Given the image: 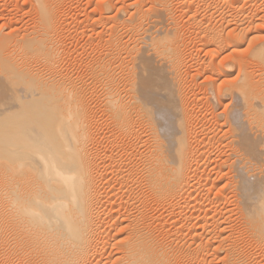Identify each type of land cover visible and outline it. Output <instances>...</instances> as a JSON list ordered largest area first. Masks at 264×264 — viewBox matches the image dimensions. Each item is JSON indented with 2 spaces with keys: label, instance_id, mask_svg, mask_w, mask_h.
Wrapping results in <instances>:
<instances>
[{
  "label": "bare ground",
  "instance_id": "bare-ground-1",
  "mask_svg": "<svg viewBox=\"0 0 264 264\" xmlns=\"http://www.w3.org/2000/svg\"><path fill=\"white\" fill-rule=\"evenodd\" d=\"M168 1H118L104 16L107 37L91 46L99 57L83 65L89 98L103 96V108L61 68V0H35L21 34L0 31V264H258L264 19L243 0H186L207 57L199 107L182 92ZM226 188L240 234L225 199L216 204Z\"/></svg>",
  "mask_w": 264,
  "mask_h": 264
},
{
  "label": "rangeland",
  "instance_id": "rangeland-1",
  "mask_svg": "<svg viewBox=\"0 0 264 264\" xmlns=\"http://www.w3.org/2000/svg\"><path fill=\"white\" fill-rule=\"evenodd\" d=\"M104 0H61V2H60V4H59V6H57V10H55L56 11V13H57V18H56V23L57 24H59V25H57V26H59L58 28L60 29V27H62L61 29H60V33H59V35H58V38L57 39H59L60 41H61V46H59V55H61V57L63 58L64 57V55H65V59L63 58L62 60L64 61V64H63V61H62V63L60 64L61 65V68L63 69V71H65L66 69L69 71H67L69 74H70V71L72 72L70 75L72 76V75H74V76H76V78L75 77H73L72 79L74 80V82H75V84L77 85V83H78V85L77 86H79L80 85V87L81 86H83V87H85V86H87V85H89V84H93V83H91V81H89V80H87V78H88V76L87 75H85V73H88V72H86V67H84V66H86L84 63L85 62H89L90 60L89 59H91V58H95L96 56L97 57H99V55L97 54L99 51L97 50L96 52H94L93 54H92V52L93 51H91V49H93V47H91V46H93V45H95V44H97L98 42H101V41H104V39L107 37L106 35H107V27L109 26V21H106L107 19H106V17L109 15V16H111V14H114V13H111V12H114V9L116 8L117 9V6H118V3L120 4L119 5V7H121L122 6V4L124 5V7H126V5H128L129 3H132L133 1H136V0H112V1H110V2H112V4H113V2H114V5L116 6V4H117V6L115 7L114 5L112 6L111 5V3L109 2V5L113 8V11L112 10H109V11H111V12H107V13H104V15H103V17H100L99 16V12L96 10V8L98 9V10H100V9H104V7H102V2H103ZM118 2V3H116V2ZM124 1V2H123ZM173 1V2H172ZM182 1V2H181ZM185 1L186 0H169L168 1V3H169V8H170V12H171V14H172V17H173V19H174V21H175V25L177 26V28H178V31H179V33L178 34H180V39H181V43L183 44V46L181 47L180 46V48L182 49V56L184 57V58H182L183 59V69H182V71L180 72V76L182 77V79L183 80H185V81H183L182 82V92H183V94L185 93H187V98H189V100L191 101V100H196V98H197V102H196V104L199 102V104H200V106L199 107H201V104L203 103L202 101V96H201V91H202V89H201V86H202V79L205 77V76H208V75H204V73H203V75H202V68L200 67L201 65H199L198 63H202L203 61H204V59L206 60L207 59V57H206V53H205V51H204V49H202L201 48V46H200V43H199V40H198V37H196V35L194 34V31H193V26H192V22L191 21H189L188 20V13H187V8H189V4H187V1H186V3H185ZM189 1V0H188ZM193 0H191V2H192ZM34 2H35V0H0V15H1V17H0V21H2V23L0 22V31L1 32H3V33H11V32H15V33H19V34H21L22 32H23V30L24 31H26L27 29H29L31 26H32V22H33V11H32V7H33V4H34ZM91 2V3H90ZM180 2V3H179ZM252 3V4H250V3ZM256 2V3H255ZM257 2H258V4H257ZM88 3V4H87ZM25 4V5H24ZM62 4H64V5H62ZM101 4V6H98V5H100ZM184 4V5H183ZM186 4H187V7H186ZM241 5L240 6H242V7H244V10H247V11H249V12H253L254 14H258V18L260 17H262L263 19H264V0H262V1H260V0H251V1H248V3H247V1L246 0H243V2H241L240 3ZM245 4H246V6H245ZM262 4V5H261ZM87 5V6H86ZM249 5V6H248ZM252 5V6H251ZM256 5V6H255ZM24 6V7H23ZM109 6V7H110ZM182 6V7H181ZM248 6V7H247ZM255 6V7H254ZM16 7V8H15ZM59 7V8H58ZM71 7V8H70ZM99 7H100V9H99ZM184 7H186V10H185V8ZM250 7V8H249ZM258 7V8H257ZM6 8V9H5ZM22 8V9H21ZM24 8V9H23ZM91 8V9H90ZM173 8V9H172ZM180 8V9H179ZM252 8H254V9H252ZM4 9V10H3ZM11 9V10H10ZM20 9V10H19ZM56 9V8H55ZM192 9V11H190L189 13L190 14H192V12H193V8H191ZM250 9L252 10V11H250ZM259 9V10H258ZM64 10V11H63ZM92 10H94V11H92ZM183 10H185V11H183ZM254 10V11H253ZM257 10V11H256ZM66 11V12H65ZM90 11V12H89ZM181 11V12H180ZM183 11V12H182ZM261 11V12H260ZM263 11V12H262ZM16 12V13H15ZM30 12V13H29ZM64 12V13H63ZM92 12V13H91ZM9 13H11V14H9ZM27 15H26V14ZM115 13H116V11H115ZM181 13V14H180ZM187 13V14H186ZM259 13H261L262 15H260ZM5 14H7V15H5ZM189 14V15H190ZM12 15V16H11ZM18 15V16H17ZM66 15V16H65ZM70 15V16H69ZM122 15L125 17V13H123L122 12ZM28 16V17H27ZM78 16V17H77ZM90 16V17H89ZM92 16V17H91ZM97 18H96V17ZM104 16H106V17H104ZM187 16V17H186ZM3 17H4V19H3ZM16 17V18H15ZM62 17H64V19L62 18ZM7 18V19H6ZM29 18V19H28ZM77 19V20H76ZM102 19V20H101ZM4 20V21H3ZM57 20H58V22H57ZM62 20V21H61ZM73 20V21H72ZM91 20H92V22H91ZM262 20V19H261ZM11 21H13V22H11ZM28 22V24H27V22ZM7 22V23H6ZM96 22V23H95ZM102 24H101V23ZM106 22V23H105ZM4 23V24H3ZM76 23V24H75ZM78 23V24H77ZM90 23V24H89ZM190 23V24H189ZM63 24V25H62ZM70 24V25H69ZM88 24V25H87ZM93 24H94V26H93ZM96 24V25H95ZM99 24V25H98ZM26 25V26H25ZM31 25V26H30ZM8 26V27H7ZM29 26V27H28ZM69 26V27H68ZM87 26V27H86ZM102 26V27H101ZM185 26V27H184ZM10 27V28H9ZM27 27V28H26ZM183 27V28H182ZM14 28V29H13ZM19 28V29H18ZM23 28V29H22ZM180 29V30H179ZM13 30V31H12ZM16 30V31H15ZM65 31V32H63V31ZM94 30V31H93ZM98 30H100V31H98ZM184 30V31H183ZM189 30H192V32L191 31H189ZM69 32V33H68ZM72 32V33H71ZM63 33V34H62ZM96 33H97V35H96ZM60 34H61V36H60ZM94 34V35H93ZM186 34H187V36H186ZM190 34V35H189ZM102 35V36H101ZM183 35V36H182ZM69 36V37H68ZM104 36V37H103ZM79 37V38H78ZM101 37V38H100ZM184 38V39H183ZM187 38V39H186ZM90 40V41H89ZM127 40V41H126ZM125 41L126 42H129V38L128 37H125ZM185 41V42H184ZM195 41V42H194ZM92 42V43H91ZM75 43V44H74ZM88 43V44H87ZM101 43H103V42H101ZM197 44V45H196ZM101 46V45H100ZM190 46V47H189ZM85 47H86V49H85ZM197 48H199V49H197ZM67 49V50H66ZM64 50V51H63ZM81 50V51H80ZM101 50V49H100ZM197 50V51H196ZM76 51V52H75ZM91 52V53H90ZM193 52V53H192ZM199 52V53H198ZM63 53H65L64 55H63ZM89 54V55H88ZM225 54H227V53H225ZM77 55V56H76ZM95 55V56H94ZM205 55V56H204ZM66 56L68 57V58H66ZM187 57V58H186ZM202 57V58H201ZM188 59V60H187ZM194 59V60H193ZM87 60H89V61H87ZM203 60V61H202ZM65 61H66V63H65ZM67 61L69 62V63H67ZM72 61V62H71ZM185 61V62H184ZM196 61V62H195ZM72 63H74V64H72ZM189 63H190V65H189ZM67 65V66H66ZM79 65V66H78ZM84 65V66H83ZM199 65V66H198ZM190 66V67H189ZM67 67V68H66ZM186 67V68H185ZM196 67V68H195ZM84 68V69H83ZM201 68V69H200ZM65 69V70H64ZM72 69V70H71ZM185 69V70H184ZM65 71V72H66ZM77 71V72H76ZM74 72V73H73ZM193 72V73H192ZM201 72V73H200ZM80 73V74H79ZM77 74V75H76ZM82 74H84V75H82ZM184 75H185V77H184ZM202 75V76H201ZM82 76V77H81ZM231 76H233V77H230V78H234L235 77V72L234 73H232V75ZM78 77H79V79H78ZM87 77V78H86ZM85 78H86V80H85ZM188 78V79H187ZM193 79H194V81H193ZM78 80H79V82H78ZM202 82H201V81ZM204 80V79H203ZM81 81V82H80ZM83 81H88L89 82V84H88V82H83ZM192 81H193V84H194V82H195V84L193 85V84H190V83H192ZM190 82V83H189ZM190 85V87H189V85ZM82 84V85H81ZM84 84V85H83ZM102 84L103 83H99V84H97V91L99 92V94H101V91H102ZM184 84V85H183ZM201 84V85H200ZM193 85V86H192ZM90 86L91 85H89V87L87 88V87H85L84 89H85V91L87 92V95H85V96H87V98H88V100H87V98H86V100L87 101H85L86 103H88V102H90V103H88L89 105H91V106H94V105H96L97 104V102H98V100H99V102L98 103H102V101H104L103 100V96H101L97 101H95V102H92L90 99L91 98H89L90 96L88 95V90H89V88H90ZM183 86H184V88H183ZM200 86V87H199ZM83 87H81V89L83 88ZM101 87V88H100ZM188 87V88H187ZM191 88V89H190ZM198 88V89H197ZM203 88V87H202ZM83 89V90H84ZM185 89V90H184ZM200 90V91H199ZM185 91V92H184ZM197 93H196V92ZM189 92V93H188ZM200 93V94H199ZM195 94V95H194ZM200 95V96H199ZM194 96V97H193ZM197 96V97H196ZM193 97V98H192ZM201 98V99H200ZM202 100V101H200V100ZM102 100V101H101ZM92 102V103H91ZM100 103V104H101ZM87 104V105H88ZM93 104V105H92ZM100 104H97L98 106H99V108H100ZM86 105V106H87ZM89 105L87 106V107H89ZM96 105V106H97ZM102 105V104H101ZM102 108H103V105L101 106ZM198 107V108H199ZM221 110V109H220ZM100 111V112H99ZM95 115L96 116H98L97 118V120H99V121H102V119L104 118L105 119V115L103 114L102 115V112H101V110H98L96 113H95ZM92 116H93V114H92ZM95 117V116H94ZM101 117V118H100ZM95 119H96V117H95ZM101 119V120H100ZM223 183H225V181L224 182H222L221 184L222 185H224ZM221 187V185H219V188ZM226 189H228V188H226ZM224 190L223 192H224V194L222 193L221 195H220V197L218 196V198H217V203L216 204H218L219 202L221 203V204H223L224 203V199H225V206L227 207V209L228 210H231L232 212H230L229 213V217H230V220L232 219V221H231V225L233 226V227H235L234 228V231L233 232H235V234L236 233H239L240 234V232L241 231H239L240 230V228H239V222L238 221H236V220H238L237 218H238V216L236 217V215H238V213H236V211H233V210H235V207L233 206V194H232V192L230 191H228V190ZM214 193H211L209 196H208V200L209 201H211L212 200V202H213V200H215V193H217V190L216 191H213ZM213 195V196H212ZM225 195V196H224ZM231 195V196H230ZM222 196V197H221ZM229 196V197H228ZM212 197V198H211ZM224 197V198H223ZM226 197L228 198V199H226ZM230 198V199H229ZM232 198V199H231ZM228 200H229V203H228ZM229 206H228V205ZM229 207H230V209H229ZM233 209V210H232ZM231 214V215H230ZM234 214V215H233ZM165 215V214H164ZM163 215V216H164ZM162 218H166V216L165 217H162ZM161 220H164L165 221V219H160V221ZM235 220V221H234ZM159 221V222H160ZM159 222H155V223H158L159 224ZM162 222V221H161ZM161 222H160V224L158 225V224H155L157 227H160V225H161ZM234 223V224H233ZM167 228H169L168 226H166ZM166 228V229H167ZM237 229V230H236ZM231 232V231H230ZM231 233V234H233L234 235V233ZM239 234H237V235H239ZM231 236V238H237L236 236L237 235H234V236ZM238 238H239V236H238ZM232 241H234V239L232 240ZM235 241H237V244H239L238 243V241L239 240H236L235 239ZM241 242V246H242V241H240ZM246 244L247 243H245V247H246V249L248 248V244H247V246H246ZM244 246V245H243ZM220 253H222V254H219V255H222L223 256V252H220ZM263 255H264V253L262 254V255H260L259 257H257V258H259L258 260L256 259V261L258 262V264H264V258H263ZM262 256V257H261ZM181 261V263L180 264H195V262H193V261H185V260H180Z\"/></svg>",
  "mask_w": 264,
  "mask_h": 264
}]
</instances>
